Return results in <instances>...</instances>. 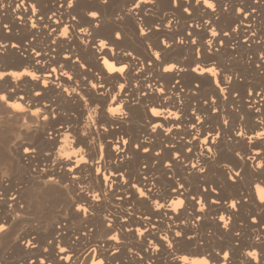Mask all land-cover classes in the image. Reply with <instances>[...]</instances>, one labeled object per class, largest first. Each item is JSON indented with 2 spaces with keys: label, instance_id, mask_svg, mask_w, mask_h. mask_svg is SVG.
<instances>
[{
  "label": "bare ground",
  "instance_id": "1",
  "mask_svg": "<svg viewBox=\"0 0 264 264\" xmlns=\"http://www.w3.org/2000/svg\"><path fill=\"white\" fill-rule=\"evenodd\" d=\"M0 76V264H264V0H0Z\"/></svg>",
  "mask_w": 264,
  "mask_h": 264
},
{
  "label": "snow or ice",
  "instance_id": "2",
  "mask_svg": "<svg viewBox=\"0 0 264 264\" xmlns=\"http://www.w3.org/2000/svg\"><path fill=\"white\" fill-rule=\"evenodd\" d=\"M2 78H3V77L0 76V79H2ZM9 99H10V98L5 97L4 95H0V103L8 104ZM9 106L11 107V105H9ZM44 119L46 120V119H48V117L45 116ZM24 151H25V152H28V149L25 148ZM33 151H35V149H33Z\"/></svg>",
  "mask_w": 264,
  "mask_h": 264
}]
</instances>
